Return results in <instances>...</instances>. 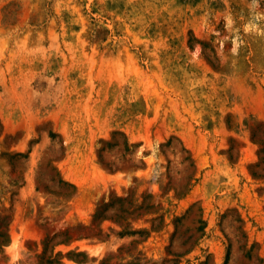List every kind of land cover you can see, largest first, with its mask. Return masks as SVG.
<instances>
[{
	"label": "rangeland",
	"instance_id": "374dc122",
	"mask_svg": "<svg viewBox=\"0 0 264 264\" xmlns=\"http://www.w3.org/2000/svg\"><path fill=\"white\" fill-rule=\"evenodd\" d=\"M0 223V264H264V0H0Z\"/></svg>",
	"mask_w": 264,
	"mask_h": 264
},
{
	"label": "trees",
	"instance_id": "16d2710c",
	"mask_svg": "<svg viewBox=\"0 0 264 264\" xmlns=\"http://www.w3.org/2000/svg\"><path fill=\"white\" fill-rule=\"evenodd\" d=\"M53 136H54V134H51V137H53ZM17 158H26V156L23 155V154H21V153H15L14 155H12L9 158V160L12 161V160L17 159ZM98 216H99V213H96L95 216H94V218H98ZM131 234H138V235H141L142 236V235L146 234V232H144V231H133ZM8 241H9V236L7 234L6 226L3 225L2 223H0V251L2 250V248L4 246L7 245ZM72 255H75V254L72 253ZM75 256H78V255H75ZM225 264H226V261H225Z\"/></svg>",
	"mask_w": 264,
	"mask_h": 264
}]
</instances>
